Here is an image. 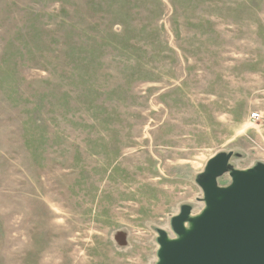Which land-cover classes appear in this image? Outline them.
<instances>
[{
    "label": "rangeland",
    "instance_id": "1",
    "mask_svg": "<svg viewBox=\"0 0 264 264\" xmlns=\"http://www.w3.org/2000/svg\"><path fill=\"white\" fill-rule=\"evenodd\" d=\"M217 155L264 164V0H0V264H159Z\"/></svg>",
    "mask_w": 264,
    "mask_h": 264
},
{
    "label": "water",
    "instance_id": "2",
    "mask_svg": "<svg viewBox=\"0 0 264 264\" xmlns=\"http://www.w3.org/2000/svg\"><path fill=\"white\" fill-rule=\"evenodd\" d=\"M215 161L218 168H210ZM227 163L223 155L208 161L206 179L199 182L207 206L191 229H183L187 212L182 210L171 221L180 239H166L159 231V264H264V164L230 171L231 183L218 187L216 178Z\"/></svg>",
    "mask_w": 264,
    "mask_h": 264
},
{
    "label": "built area",
    "instance_id": "3",
    "mask_svg": "<svg viewBox=\"0 0 264 264\" xmlns=\"http://www.w3.org/2000/svg\"><path fill=\"white\" fill-rule=\"evenodd\" d=\"M261 118H262V116L260 115V112H258V111H252V112H250V114H249V119H250L252 122L260 121Z\"/></svg>",
    "mask_w": 264,
    "mask_h": 264
},
{
    "label": "flooded vegetation",
    "instance_id": "4",
    "mask_svg": "<svg viewBox=\"0 0 264 264\" xmlns=\"http://www.w3.org/2000/svg\"><path fill=\"white\" fill-rule=\"evenodd\" d=\"M219 164H220V163H219ZM210 168H212V169H217V168H218V162H217V161L213 162V163L210 165Z\"/></svg>",
    "mask_w": 264,
    "mask_h": 264
},
{
    "label": "bare ground",
    "instance_id": "5",
    "mask_svg": "<svg viewBox=\"0 0 264 264\" xmlns=\"http://www.w3.org/2000/svg\"><path fill=\"white\" fill-rule=\"evenodd\" d=\"M184 228H186L189 231L191 229V226L184 225Z\"/></svg>",
    "mask_w": 264,
    "mask_h": 264
},
{
    "label": "crops",
    "instance_id": "6",
    "mask_svg": "<svg viewBox=\"0 0 264 264\" xmlns=\"http://www.w3.org/2000/svg\"><path fill=\"white\" fill-rule=\"evenodd\" d=\"M261 114V113H260Z\"/></svg>",
    "mask_w": 264,
    "mask_h": 264
}]
</instances>
